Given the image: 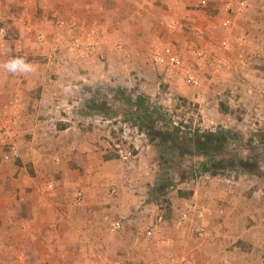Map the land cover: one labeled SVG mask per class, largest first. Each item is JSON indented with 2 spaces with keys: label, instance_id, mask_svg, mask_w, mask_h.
I'll list each match as a JSON object with an SVG mask.
<instances>
[{
  "label": "crops",
  "instance_id": "crops-1",
  "mask_svg": "<svg viewBox=\"0 0 264 264\" xmlns=\"http://www.w3.org/2000/svg\"><path fill=\"white\" fill-rule=\"evenodd\" d=\"M237 1L0 0V264H160L171 255L186 264H264V184L204 174L162 209L145 198L152 178L137 173L140 162L108 158L104 132L81 131L72 111L104 84V72H122L123 82L133 72L153 78V55L186 21L179 45L215 60L209 93L243 79V91L255 93L246 106L262 113L264 0L246 9ZM70 29L83 43L76 53ZM14 57L34 70L7 72L2 65Z\"/></svg>",
  "mask_w": 264,
  "mask_h": 264
},
{
  "label": "rangeland",
  "instance_id": "rangeland-1",
  "mask_svg": "<svg viewBox=\"0 0 264 264\" xmlns=\"http://www.w3.org/2000/svg\"><path fill=\"white\" fill-rule=\"evenodd\" d=\"M237 4L246 9L249 3L238 0ZM227 11L233 12V8ZM181 22V27L171 26L174 40L167 48L183 57L184 68L177 70L157 64L155 53L153 65L157 71L153 78L133 76L136 74L133 72L131 79L123 82L120 80L122 72H104V84L88 87L89 94L81 95L83 101L72 110L80 120L75 119L81 131L104 132L111 150L108 158L121 160L120 150L131 152L129 163L140 162L137 173L152 178L145 183V198L155 201L162 209L169 207L170 199L180 188H185L186 183L205 174L202 173L203 164L212 167L221 178L264 184V111L258 113L248 109L245 102L247 97L252 100L255 93L243 91L245 81L238 79L237 87L221 94H210L208 89L214 85V81L211 83L214 57L204 52L197 57L186 54L177 40L178 36H186V21ZM189 75L196 77L197 85L189 81ZM203 95L208 98H201ZM139 97L142 102L136 107ZM63 115L68 116L67 113ZM221 115L227 117L226 125L218 124ZM247 117L256 120L245 122ZM223 131L228 135L219 138L222 144L219 140L207 141L214 148L207 157L197 151L198 143L205 142L204 135ZM160 140L169 142V147L161 146ZM149 145L153 149L148 150ZM148 167L152 168L150 175Z\"/></svg>",
  "mask_w": 264,
  "mask_h": 264
},
{
  "label": "built area",
  "instance_id": "built-area-1",
  "mask_svg": "<svg viewBox=\"0 0 264 264\" xmlns=\"http://www.w3.org/2000/svg\"><path fill=\"white\" fill-rule=\"evenodd\" d=\"M243 7L246 5L245 2H243L241 4ZM68 34H70L71 40H70V46H69V50L71 51V53H76L77 51H80L83 49V43L80 42V40L77 38V35L75 33V31L73 29L68 30ZM39 42L43 43L44 42V37L40 36L39 38ZM54 55L59 58V48H54L53 50ZM53 59H55V57L53 56ZM58 60V59H57ZM56 60V63H57ZM154 60L157 64L159 65H168L169 67L173 68V69H182L184 68V59L183 57L178 53L175 52V50L171 49V48H166L164 51L162 52H158L155 54L154 56ZM196 77L193 75H189L188 79L189 81L193 84V85H197L198 84V80L195 79ZM1 138L5 139L6 138V133L2 132L0 133ZM119 156L120 159L124 162V163H129L131 161L132 158V154L129 150L127 149H123L119 151ZM112 194H115V191L112 192ZM82 194L78 193L77 198L81 199L82 198ZM125 228V221H120L117 224L114 225L113 230L116 232H121L123 231ZM153 229L149 228L146 231V237L147 238H152L153 237ZM198 234L199 235H204L205 234V230L204 229H200L198 230ZM115 264H125L122 263L120 261L116 262ZM160 264H186V260H180L175 256V255H171L170 257H168L166 262H162Z\"/></svg>",
  "mask_w": 264,
  "mask_h": 264
},
{
  "label": "trees",
  "instance_id": "trees-1",
  "mask_svg": "<svg viewBox=\"0 0 264 264\" xmlns=\"http://www.w3.org/2000/svg\"><path fill=\"white\" fill-rule=\"evenodd\" d=\"M140 102H142V98L139 97V98H137V104L135 106L139 107ZM226 135H228V132H225V131L219 132L217 134H214L212 132L211 133H207L206 135L203 136L204 139H205V142L198 143V145L196 146L197 147V151L202 153V156L207 157L208 153L211 152L212 150H214V148L212 147V144L210 142L213 143L215 140H219V138H221L222 136H226ZM207 141H210V142H207ZM167 143H169V142H167L166 140H160V145L161 146L169 147ZM220 144H222L221 141H220ZM242 161H243L244 164H247L246 160H242ZM202 173L209 174L211 176H217L218 175V172L214 171L212 169V167H209L207 164H203V172Z\"/></svg>",
  "mask_w": 264,
  "mask_h": 264
},
{
  "label": "clouds",
  "instance_id": "clouds-1",
  "mask_svg": "<svg viewBox=\"0 0 264 264\" xmlns=\"http://www.w3.org/2000/svg\"><path fill=\"white\" fill-rule=\"evenodd\" d=\"M2 67L11 74L31 73L34 70L33 65L22 57L11 58Z\"/></svg>",
  "mask_w": 264,
  "mask_h": 264
}]
</instances>
